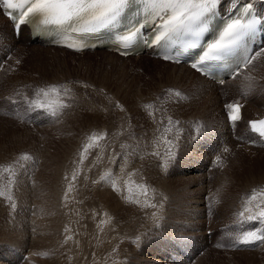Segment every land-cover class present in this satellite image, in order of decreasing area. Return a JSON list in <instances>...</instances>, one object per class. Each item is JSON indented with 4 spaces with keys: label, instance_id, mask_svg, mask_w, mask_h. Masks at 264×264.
I'll use <instances>...</instances> for the list:
<instances>
[{
    "label": "rangeland",
    "instance_id": "obj_1",
    "mask_svg": "<svg viewBox=\"0 0 264 264\" xmlns=\"http://www.w3.org/2000/svg\"><path fill=\"white\" fill-rule=\"evenodd\" d=\"M1 27L2 25L0 31ZM98 53L102 54H93L92 57L77 55L79 59L73 60L69 55L61 53L40 56L25 52V57H20L22 60L20 63L12 69L6 68L3 73L2 68L15 55L12 53L7 57V62L4 61L0 67V93L7 101L0 107V165L11 162L24 152L31 154L36 161L34 167L29 163L27 174L17 166L18 182L12 190L16 208L12 209L10 203L0 197V248L5 254L0 252L2 259L8 258L12 264H31L32 260H28V255L22 256L24 246H30L32 249L30 257L37 256L33 264H264V246L233 247L234 237L239 231L235 226L236 213L241 210L242 197H246L253 188L264 187V151L249 150L245 153L240 147L234 149L235 152L229 158L226 153L229 151L231 153L233 148L231 145L226 148L227 151L217 155L213 160V156L204 153L214 151L213 146L209 145L213 142L212 138H209L210 134L217 132L214 130L215 127L209 126L213 121L202 115V107L198 103L195 104L192 97L185 93L186 89L182 85L179 86L180 83L167 79L170 67H161L162 69L157 67L156 71L153 66L142 67L139 62H126L105 56L104 52ZM148 63L149 61L146 62L147 65ZM262 64L264 58L255 63L253 72ZM36 67L38 71L43 70L44 73L52 75L51 79L50 76H46L51 81L49 84L67 83L72 89L69 93L72 97L69 101L71 107L64 110L59 122H54L41 111H36L33 117L37 119L36 123L44 117L46 120L44 123L40 122V125L29 124L27 123L29 119L25 121V115L30 116V111H26L27 106L21 100H17L18 103L7 100L8 96L17 97L15 95L17 91L23 92L21 86L12 85L9 79L18 77L24 81L32 79L33 76L28 74ZM158 71H164L161 73L163 75ZM46 81L48 80L40 78L28 84L35 88L45 85ZM195 83L197 87L201 86L200 82ZM31 88L26 91L29 95ZM168 89L180 90L188 99L177 102ZM233 89L238 91L233 93L231 87L228 96L222 92V101L219 99V103L213 107L212 117L217 118L221 114L223 102L226 104L233 99L245 100L246 92H241L239 84L233 86ZM256 91L262 95L263 88H257ZM8 103L21 106L15 111L12 108L15 114L11 111L13 114L11 115L3 112L8 110ZM117 104L122 106L123 110ZM147 105H152V108H148ZM261 111H264V107ZM16 114L22 117V120L16 119L14 116ZM169 116L173 121L178 120L180 123L172 126L170 133H166L164 128L168 126ZM9 119H14V122ZM92 133H107V136L99 141L98 148L90 150L83 165L79 164L82 146L88 142V137ZM163 136L175 143L172 149L174 156L171 158L166 156L168 146L163 143L161 139ZM177 136L179 139H176ZM112 139L113 142L114 139L116 141L114 144H111ZM154 151H159L161 155L159 157L151 155ZM101 152L106 154L103 153L101 157L99 154ZM187 154L191 157L185 158L184 155ZM104 156L108 161L109 159L113 161V158L116 161L112 164L107 161L109 165H106V170ZM124 158H132L125 169L122 166ZM224 158L225 163L222 162ZM165 159H168L166 171L163 168ZM76 160L78 161L74 167L78 165L82 168L80 171L82 176L79 175L81 180L78 177L70 197L64 201L63 196L68 182L64 180L63 175L71 176L75 169L71 164ZM139 160L146 162L142 163ZM180 163L186 166L183 168L184 172L178 168L182 167ZM200 163H203L204 168L200 169ZM196 168L200 173L195 170ZM85 172H88V175ZM90 172L94 175L93 179L91 177L92 180ZM105 172H111L118 186L126 180L123 179L124 176L121 177L122 174L134 178L132 196L133 199L140 200V205L124 199V196L128 195L127 191L117 192L113 190L110 181H100V176ZM84 173V177L90 181L86 185L87 181L82 182ZM222 175H226V178L221 177ZM228 177L232 179L229 180ZM187 182H192V186L187 187ZM136 184L149 186L147 196L139 194ZM73 192L78 194L77 197ZM108 194H112L113 198H106ZM162 194L163 201L160 200ZM146 202L158 204L157 212L153 208L141 206ZM160 203L165 207L162 211L159 208ZM74 206L77 208L73 209ZM71 211L77 212L79 215L77 220L70 221ZM153 212L162 217L157 223L151 219L150 213ZM105 219L107 223L109 221L112 223V239L109 238L110 244L107 242L104 246L99 240L104 238L102 235L107 228L101 223L105 222ZM91 221L95 222L96 229L89 242L86 234ZM230 223L234 226L231 227ZM258 226H260L258 223L255 224V227ZM66 227L70 229L69 232H65ZM210 232L214 235L210 236ZM216 233L218 235L215 237ZM98 234L101 238L96 237ZM69 235L72 239L65 242ZM53 240L56 243H53ZM49 243L51 245H48ZM82 244L87 247L84 248ZM86 252H89V255Z\"/></svg>",
    "mask_w": 264,
    "mask_h": 264
},
{
    "label": "snow or ice",
    "instance_id": "obj_2",
    "mask_svg": "<svg viewBox=\"0 0 264 264\" xmlns=\"http://www.w3.org/2000/svg\"><path fill=\"white\" fill-rule=\"evenodd\" d=\"M220 4L221 0H0V10L6 11L9 18L15 22L16 28L27 25L36 31L57 36L60 38L59 42L62 47L76 52H82L85 48L91 47L85 40L86 36L100 33L103 30L116 29L131 11H136L138 14L144 13V19L151 20L155 17L158 20L153 23L150 39L143 43L148 47L158 49L159 53H162L159 56L160 59L180 63L176 53L182 56L188 50L199 47L200 55L191 64L193 69L207 77L211 67L234 62L232 77H235L242 70L248 69L259 56L264 55V48L255 52L249 51L248 42L257 29V19L249 14L229 18L222 24L216 25V13ZM144 27L142 22L132 24L121 35L122 43L117 48L121 55H127V50L133 46L134 42L142 39ZM205 36L207 38L203 39ZM244 79L251 81L252 77L245 76ZM218 82L222 84L223 80ZM26 87L31 88V86ZM248 87L251 85L249 84ZM71 91L67 83H54L31 88V95L20 91H17L15 95L27 106L26 111H41L54 122H59L64 110L71 107L69 103L72 99L69 95ZM167 91L177 102L188 99L180 90L168 89ZM7 100L15 103L12 96L7 97ZM117 106L123 110L122 106L118 104ZM147 107L152 108V105H147ZM224 108L231 126H236L243 120V105L239 102L226 103ZM149 115L153 114L149 113ZM17 119H22V117L17 115ZM179 123L178 120L173 121L169 116L168 126L164 128V132L170 133L172 126L179 125ZM247 127L255 137L251 142H259L264 146V119L248 121ZM106 136L107 133H92L88 137V142L82 146L78 163L82 164L90 150L98 148L99 141L105 139ZM161 139L168 146L166 156L173 157L174 141L166 136ZM176 139L179 137L177 136ZM225 151H227L226 148ZM151 155L159 157L161 154L159 151H154ZM29 163L34 167L36 161L31 154L24 152L11 162L0 165V185H2L0 197L8 201L12 209L16 208L12 190L18 182L17 166L27 174ZM167 167L168 159H165L163 163L165 171ZM79 175L80 169L77 167L70 177L67 174L64 176V180L68 182L63 196L64 201L68 200L69 193L73 191ZM100 180L110 181L113 190L121 191L116 179L112 178L111 172H105ZM133 183L135 182L125 181L128 195L124 196V199L140 205V200L133 199L132 196ZM135 187L140 195L147 196L148 185L136 184ZM141 206L153 209L158 207L156 203L147 202ZM159 208H163V203L159 204ZM236 216L239 231L234 237L233 247L264 246V187L253 188L246 197H242L241 210L236 213ZM161 218L156 212L151 214L154 223ZM254 221L260 226L245 227L247 223ZM69 231L70 229L66 227L65 232ZM71 239L72 236L69 235L65 242Z\"/></svg>",
    "mask_w": 264,
    "mask_h": 264
},
{
    "label": "bare ground",
    "instance_id": "obj_3",
    "mask_svg": "<svg viewBox=\"0 0 264 264\" xmlns=\"http://www.w3.org/2000/svg\"><path fill=\"white\" fill-rule=\"evenodd\" d=\"M244 2V3H248V4H250V5H252L257 11H258V13H259V15L264 19V1H261V0H224V3H225V7L223 8V11H224V14H226V13H228L229 11H230V8L235 4V3H237V2ZM0 25H2V27H1V31H0V67H2V63L4 62V61H6L7 62V57L10 55V54H12V53H15V55H13V58L10 60V61H8V63H6V65H5V67L4 68H2L3 69V73H4V71L6 70V68H11L12 69V67L13 66H15L16 64H17V61H19V63L22 61V60H20V57H25V52H28L30 55L31 54H36V55H40L41 56V54H51V53H61L62 55H69L70 56V58L71 59H75V58H78V56L77 55H85V57H92L91 55H93V54H95V55H97V54H102V53H98V52H104L103 54H105V56H110V57H113V58H117V59H119V60H122V61H126V62H129V61H131V62H139L140 64H141V66L143 67V65L144 66H148V67H151L152 68V66L154 67L153 69L154 70H156V68L157 67H162V68H166V67H170L171 68V70L169 71V73H168V75H166V77H167V79H170L171 81H175V83H180L179 84V86L180 85H182L183 87H184V89H186V90H184V91H186L185 93H187V95H190L189 97H192V99L194 100V102H195V104L196 103H198L199 104V106H201L202 107V115H205V117H208V119H211L213 122H210L209 123V126L211 127H215V129L214 130H217V132H213V134H210V137L209 138H212V143H210L209 145H212L213 146V148H214V151H204V153L206 154V155H210L211 157L213 156V160H215V158H216V156L217 155H220V154H222V153H224L225 152V148H227V147H229V146H231V145H233L232 147V149H231V153H230V151L228 152V153H226V156H232L233 155V153L235 152V150L234 149H236V148H240L241 147V150H243V151H245V153L246 152H248L249 150H256V151H264V146H262L259 142H257V143H252L251 141H252V139H250V138H247V137H245V136H242V137H240L239 138V140H236V139H233V136H234V134H233V132L230 130V127H229V125H228V121H227V117H226V114H225V108H224V105H225V103L223 102L222 103V112H221V114L220 115H218V117L217 118H215V117H212L211 116V113H212V111L214 110L213 109V107H215V105L216 104H218L219 103V99H220V101H222V96H223V93L222 92H224L225 93V95L226 96H228V95H230V93H229V91H231V87H232V91H233V93L234 92H237L238 90L236 89H233V86L235 87L237 84H239V86H240V89H241V92L243 93V91L244 92H246V95H245V100H243V101H240V100H231L230 102H239V103H241L242 105H243V108H242V110L244 111L243 112V114H244V117H243V119H244V121L242 122L243 124H239V127H241V126H247V122L249 121V120H257V119H260V118H264V111L262 112L261 111V108L262 107H264V97L262 96V95H259L258 94V92L256 91V89L258 88H260V87H264V64H262V66L261 67H259L258 68V70L257 71H254L253 72V70H254V68H255V66H253L252 67V69L249 71L248 70V73L247 72H245V73H243V74H241L240 76H238L236 79H234V80H231V81H228L224 86H221V85H218L217 84V82L215 81V80H213V79H207V78H205V77H202L201 75H199V74H197L196 72H194L193 70H191L189 67H187L186 65H175V64H171V63H166V62H163V61H160V60H158V59H154L153 58V56H152V52H149V53H145L144 52V54L142 55V56H136V57H128V58H123V57H120L119 55H117V54H114V52L113 51H111V50H107V49H104V50H100V49H95V50H92V51H86V52H82V53H72V52H69V51H67V50H65V49H62V48H58L55 44H53V43H51V42H46V41H43V40H41V39H39V38H32V35H31V33L28 31V29L27 28H25V27H23L22 28V32H21V35L19 36V37H17L16 35H15V33H14V30H13V26L11 25V23H10V21L4 16V14H3V10H0ZM37 46H39V47H41V48H43V49H46V50H42V49H37L38 47ZM262 47H264V45H262ZM257 49H261V48H257ZM17 50H19L20 52H17ZM52 55V54H51ZM94 56V55H93ZM37 57H39V56H37ZM264 58V55H261V56H259L258 57V60L260 59V60H262ZM79 59V58H78ZM43 60V59H42ZM41 60V61H42ZM48 60V59H47ZM257 60V61H258ZM147 61H149V63H148V65L146 64V62ZM256 61V62H257ZM46 62V61H45ZM48 62V61H47ZM44 64V63H43ZM46 65V64H45ZM140 66V67H141ZM161 68V69H162ZM39 69L36 67V69L35 70H33V71H31V73H29L28 75L29 76H33V78L32 79H28V80H26V81H24V79L22 80V79H20L19 77L18 78H15V79H13V80H10L9 79V82L12 84V85H14V86H21L22 88V91L24 92L25 91V93H26V91L27 90H29V88L28 87H26V86H28L29 84L28 83H34L35 81H37L38 79H40V78H44V79H47L48 81H46L45 83L46 84H49V83H51V81H49L51 78H52V75L50 76V75H48L47 73H44L43 72V70L42 71H38ZM160 70V69H159ZM164 70V69H163ZM157 71V70H156ZM159 72V74H161V73H164V71L163 72H161V71H158ZM58 73V72H57ZM251 73H253L252 74V80L251 81H244L245 79H244V77L245 76H247V75H249V74H251ZM14 74H17L16 72H14ZM35 74V75H34ZM166 74V73H165ZM37 75V76H36ZM161 75H163V74H161ZM46 76H50V79L48 78V77H46ZM103 76V75H102ZM57 77V76H56ZM55 77V78H56ZM54 77H53V79H55ZM58 78V77H57ZM61 78V77H60ZM66 78V77H65ZM52 79V80H53ZM61 80V79H60ZM168 81V80H167ZM196 81H198V82H200L201 83V86L200 87H197L196 86ZM53 82V81H52ZM251 85V87H248V85L249 84ZM260 83H262V85H260ZM31 85V84H30ZM29 85V86H30ZM13 87V86H12ZM32 87H34V86H32ZM25 90H24V89ZM12 90V89H11ZM140 91V90H139ZM148 91V90H147ZM263 92V91H262ZM7 95H9V94H7ZM255 95V96H254ZM5 97H6V95H5ZM9 97V96H8ZM13 97V100L14 101H16L17 103H18V101L17 100H20L19 99V97L17 96V97H15V96H12ZM251 100V101H250ZM255 100H256V102L257 103H255ZM230 102H227V103H230ZM7 103V101L3 98V94H1L0 93V107H2V106H4V104H6ZM193 104V103H192ZM8 105H9V108H8V110L6 111V110H2L3 112H6V113H9V114H11V111H12V108L14 109V111L18 108V107H20L21 105L19 104H16V105H13V104H10V103H8ZM185 106V105H184ZM189 106H191V104H189ZM194 106V105H193ZM183 107V106H182ZM186 107V106H185ZM198 107V106H197ZM200 107V108H201ZM184 108V107H183ZM199 108V107H198ZM21 109V108H20ZM260 109V110H259ZM14 111H12V112H14ZM20 111V110H19ZM196 111H198V110H196ZM261 112L260 114H257V112ZM13 114H15V112L13 113ZM13 114H11V115H13ZM246 114V115H245ZM21 115H23V113L21 114ZM15 117H16V119H17V114L16 115H14ZM9 117H10V115H9ZM43 117V116H42ZM69 117V116H68ZM105 117V116H104ZM103 117V118H104ZM15 119V118H14ZM14 119H9L11 122H14ZM26 119H29L30 121H26ZM105 119V118H104ZM104 119H103V121H104ZM22 120V119H21ZM36 120L37 119H35V118H33V117H31V116H27V115H25V121L27 122V123H29V124H33L34 125V123L35 124H39L40 122H42V123H44V121L46 120L45 119V117L44 118H42L40 121H38L37 123H36ZM103 121H100V122H103ZM16 123V122H15ZM40 125V124H39ZM52 130V129H51ZM239 132L240 133H242V134H244V132H242V131H240L239 130ZM239 136H240V134H238ZM252 135V134H251ZM119 137V136H118ZM248 137H249V135H248ZM252 137H254V135H252ZM117 138V137H116ZM115 138V139H116ZM115 139H114V142H116L115 141ZM112 142H113V139H112ZM114 142L113 143H111V144H114ZM185 143V142H184ZM183 143V144H184ZM115 146V145H114ZM112 148H114L113 146H111ZM116 147V146H115ZM112 148H111V150H112ZM108 149H110V146L108 147ZM110 150V151H111ZM107 152H108V150H107ZM114 152V151H113ZM117 152V151H116ZM241 152V151H240ZM106 154L105 152H101V153H99L100 154V156L102 157V155H104V154ZM114 154H115V152H114ZM95 155V154H94ZM96 155H98V154H96ZM95 155V156H96ZM108 155V154H107ZM106 155V156H107ZM115 155H117V153L115 154ZM248 155V154H247ZM99 156V155H98ZM99 156V157H100ZM108 157V156H107ZM106 157V158H107ZM184 157L185 158H188V157H191L189 154H187V155H184ZM243 157V156H242ZM104 158H105V156H104ZM106 158H105V160L104 161H108V160H106ZM230 158V157H229ZM77 159V158H76ZM99 159V158H98ZM103 159V158H102ZM112 159V158H111ZM100 160H101V158H100ZM113 161H110V159H109V163H113V162H115L116 163V161L114 160V158L112 159ZM212 160V161H213ZM224 161H222L223 163H225L226 162V159L224 158L223 159ZM78 160H76V162H77ZM87 161V160H86ZM86 161H85V163H86ZM92 161H93V159H92ZM132 161V158H124V161H123V164H122V166H124V169H125V167L126 166H128L129 165V163ZM140 161V160H139ZM138 161V162H139ZM144 161V160H143ZM232 161V160H231ZM75 162V161H74ZM74 162H72V163H74ZM84 162V161H83ZM102 162V161H101ZM106 162H104L105 164H104V166H105V170H106V165H109L108 164V162L106 163ZM140 162H142V161H140ZM146 161H144V162H142V163H145ZM213 162H215V161H213ZM84 163V164H85ZM93 163V162H92ZM114 163V164H115ZM182 163V162H181ZM179 164L180 166H182V167H178L180 170H182L183 172H184V167H186L185 166V164ZM69 164H70V162H69ZM102 164V163H101ZM110 164V165H111ZM118 164V163H117ZM116 164V165H117ZM147 164V163H146ZM145 164V165H146ZM222 164V163H221ZM71 165H73V167H74V165H75V163L74 164H71ZM77 165V164H76ZM82 165H83V163H82ZM150 165V164H149ZM199 165H201L200 167V169H202V168H204V166H203V163H200ZM85 166V165H84ZM89 166H91V165H89ZM93 166V165H92ZM147 166H148V164H147ZM213 166V165H212ZM238 166V165H237ZM77 167H78V165H77ZM77 167H74V168H77ZM86 167V166H85ZM102 167H103V165H102ZM107 167H109L110 168V166H107ZM224 167V166H223ZM89 168H92V167H89ZM88 168V169H89ZM112 169H113V167H111ZM79 169H80V171H81V169L82 168H80L79 167ZM63 170V169H62ZM68 170H69V168H68ZM101 170H104V169H102L101 168ZM195 170H197V168L195 169ZM92 171V170H91ZM107 171H108V168H107ZM110 171V170H109ZM144 171V170H143ZM200 170L198 169L197 170V172L198 173H200L199 172ZM66 172V171H65ZM69 172V171H68ZM89 172V171H88ZM88 172H85L87 175H88ZM93 172V171H92ZM114 172V171H113ZM122 172V171H121ZM85 173L83 174V177L85 176ZM64 173H62V175H63ZM70 174V173H69ZM81 174V176H82V172L80 173ZM90 174H91V172H90ZM102 174H103V172H102ZM120 174V173H119ZM138 174H140V173H138ZM146 174V173H145ZM66 175V174H65ZM101 175V174H100ZM99 175V176H100ZM121 175V174H120ZM119 175V176H120ZM92 176H94V175H90V180H92L94 177H92ZM102 176V175H101ZM100 176V177H101ZM124 176V177H123ZM159 176V175H158ZM171 176V175H170ZM226 176V175H225ZM225 176H221V177H224V178H226ZM63 177H64V175H63ZM70 177V176H69ZM87 177V176H86ZM91 177H92V179H91ZM121 177H123V179L124 178H126V180H123V182H121L120 183V189H121V191H123V193L124 192H126L127 191V187H126V184H125V181H128V182H132V179H134V178H130L127 174H122V176ZM120 177V178H121ZM138 177V176H137ZM145 177V176H144ZM175 177V176H174ZM178 177V176H177ZM80 178V177H79ZM78 178V179H79ZM85 178V177H84ZM82 179V182H86L87 181V178H85V179ZM99 178V177H98ZM229 178V180L230 179H232V178H230V177H228ZM227 178V179H228ZM100 179V178H99ZM114 179H115V177H114ZM119 179V178H118ZM222 179V178H221ZM80 180H81V178H80ZM83 180H85V181H83ZM95 180H96V178H95ZM121 180V179H120ZM219 180V179H218ZM224 180V179H223ZM89 181V180H88ZM86 182L85 183V185L86 184H88L89 182ZM101 181V180H100ZM194 181V180H193ZM79 182V181H78ZM92 182V181H91ZM222 182V181H221ZM224 182L226 183V181L224 180ZM229 182V181H228ZM227 182V183H228ZM77 183V182H76ZM80 183V185H81V182H79ZM93 183V182H92ZM100 183V182H99ZM105 183V182H104ZM103 183V184H104ZM188 184H187V187H190V186H192V182H187ZM107 184V183H106ZM222 184H224L223 182H222ZM185 185H186V183H185ZM193 185H195V183H193ZM218 185H219V183H218ZM256 185V184H255ZM76 186V185H75ZM77 186H79V184L77 185ZM89 186H90V184H89ZM224 186V185H223ZM243 186V185H242ZM85 186H83V188H84ZM77 188V187H76ZM194 188V187H193ZM197 188V187H196ZM74 189V188H73ZM185 189H186V187H185ZM197 189H199V187L197 188ZM222 189V188H221ZM79 190V189H78ZM120 191V192H121ZM192 191V190H191ZM79 192H81L80 190H79ZM78 191H77V193H79ZM108 191H106V193H107ZM156 192V191H155ZM74 193V192H73ZM122 193V192H121ZM159 193H162V192H159ZM63 194V193H62ZM75 194V193H74ZM98 194V193H97ZM167 194V193H166ZM166 194H164V196L166 195ZM69 195H71V193L69 194ZM73 195V194H72ZM76 195V194H75ZM75 195H73V196H75ZM78 195V194H77ZM77 195H76V197H77ZM112 194H108V196L106 195V198H113V196H111ZM126 195V194H125ZM156 195H158V194H156ZM156 195H155V197H156ZM117 196V195H116ZM159 196V195H158ZM70 197V196H69ZM75 197V198H76ZM115 197V196H114ZM162 197H163V194L161 195V199L160 200H162ZM61 198V197H60ZM109 198V199H110ZM119 198V197H118ZM141 198V197H140ZM160 198V197H159ZM168 198V197H167ZM156 199V198H155ZM164 200L166 199L165 197L163 198ZM191 199V198H190ZM76 200V199H75ZM169 200V199H168ZM232 200V199H231ZM106 201V200H105ZM156 201H158V200H156ZM163 201V200H162ZM77 202V201H76ZM103 202H104V200H103ZM71 203H73V202H71ZM184 203V202H183ZM99 203H97V205H98ZM104 204V203H103ZM74 205V204H73ZM93 205V204H92ZM158 205V204H157ZM70 206V205H69ZM75 206H77V204H75ZM73 207V209L74 208H77V207ZM91 206V205H90ZM94 206V205H93ZM98 206H100V205H98ZM164 206V205H163ZM67 207V206H66ZM95 207V206H94ZM101 207V206H100ZM229 207V206H228ZM163 208H165V207H163ZM163 208H161V211H162V209ZM67 209V208H66ZM69 209V208H68ZM67 209V210H68ZM72 209V210H73ZM94 208H92V210H93ZM96 209H97V207H96ZM102 209H103V205H102ZM101 209V210H102ZM185 209V208H184ZM105 209H103L102 211H104ZM153 210V209H152ZM155 211L157 210V209H154ZM74 211V210H73ZM149 211H151V210H149ZM148 211V212H149ZM164 211V210H163ZM72 212V211H71ZM77 212H78V210H77ZM77 212H72L71 214H70V221H75V220H77V218L79 217V215L77 214ZM92 212H94V211H92ZM157 212V211H156ZM158 212H160V210L158 211ZM172 212H173V210H172ZM93 214V213H92ZM95 214V213H94ZM151 214L152 213H150V216H151ZM174 214V213H173ZM172 214V215H173ZM168 217V216H167ZM96 218V217H95ZM99 218V217H98ZM149 218V217H148ZM109 220V219H108ZM200 220V219H199ZM198 220V221H199ZM94 221V220H93ZM93 221H91V223H90V226L88 227L87 226V230H88V233H90V234H86V236H88V237H86V238H88V241L89 240H91V239H89L90 237H91V235L92 234H94V230L96 229V225H95V222H93ZM105 222H103L104 223V225L105 226H107V228L106 229H104L105 231H104V233H103V237L104 238H101V236L98 234L96 237H98V238H101L102 239V241H100L98 238V240H99V242H102L103 244H104V246H105V244L109 241V238L110 239H112L111 238V232H112V223L109 225V222L107 223V219H105L104 220ZM149 221V220H148ZM147 221V223H149ZM153 221V220H152ZM66 223V222H65ZM74 223V222H73ZM96 223H98V222H96ZM150 224V223H149ZM229 224V223H228ZM231 224V223H230ZM255 224H257V223H253V224H249V225H245L246 227H249V228H252V227H255ZM104 225L102 226V227H104ZM158 225V224H157ZM175 225V224H174ZM232 225L233 224H231V227H232ZM237 225V224H236ZM221 226V225H220ZM79 227V226H78ZM91 227V228H90ZM259 227V226H258ZM78 229V228H77ZM100 229H102V228H100ZM110 229V230H109ZM220 230V229H219ZM80 231H81V229H80ZM85 231V230H84ZM210 231V230H209ZM79 233V232H78ZM209 235L210 236H213L214 235V233L213 232H210L209 233ZM218 235V233H216V235H215V237ZM84 237V236H83ZM96 237H94V238H96ZM82 238V237H81ZM136 238V237H135ZM207 239H208V236H207ZM35 240V239H34ZM79 240V239H78ZM209 240V239H208ZM54 241V240H53ZM53 241H51V242H53ZM81 241V240H80ZM79 241V242H80ZM88 241H87V243H88ZM94 241V240H93ZM85 242H86V240H85ZM90 242V241H89ZM92 242V241H91ZM98 242V241H97ZM114 242V241H113ZM53 243H56L55 241L53 242ZM81 243H83V241L81 242ZM81 243H79V244H81ZM109 243V242H108ZM34 244V243H33ZM99 245H100V243H98ZM110 244V243H109ZM48 245H51L50 243L48 244ZM58 245V244H57ZM66 245H67V243H66ZM73 245V244H72ZM83 245V247L84 248H86L85 247V245L84 244H82ZM91 245V244H90ZM94 245V244H93ZM95 245H97V243L95 244ZM94 245V246H95ZM55 246H56V244H55ZM61 246V245H60ZM81 246V245H80ZM93 246V247H94ZM107 246H108V244H107ZM50 247H53V246H50ZM72 247V246H71ZM70 247V248H71ZM77 247V246H76ZM96 247V246H95ZM31 247L29 246H24V250H23V252H22V256H24L25 254L26 255H28V260L29 261H31L32 263L31 264H33V263H35L36 261H35V259H36V255L33 257V258H31L30 257V255H31V252H32V249H30ZM34 248V247H33ZM74 248V247H73ZM90 248H92L91 246H90ZM89 248V249H90ZM77 249V248H76ZM79 249V248H78ZM83 249V248H82ZM82 249H80V250H82ZM93 249V248H92ZM99 249V248H98ZM74 250V249H73ZM84 250H86V249H84ZM83 250V251H84ZM87 250H88V248H87ZM96 250V249H95ZM79 251V250H78ZM0 252H1V254H3V255H5L4 253H3V250H2V248H0ZM69 252H71L70 250H69ZM74 252V251H73ZM80 252V251H79ZM85 252V251H84ZM90 252V251H89ZM88 252V253H89ZM61 253V252H60ZM72 253V252H71ZM83 253V252H82ZM87 253V252H86ZM87 253V254H88ZM93 253V252H92ZM97 253V252H96ZM24 254V255H23ZM34 254V253H33ZM66 254V253H65ZM90 254H91V252H90ZM62 255V254H61ZM84 255H86V254H84ZM89 255V254H88ZM94 255V254H93ZM2 256V255H1ZM0 256V264H12L11 263V261L8 259V258H5V260L4 259H2V257ZM69 256H71V255H69ZM68 256V257H69ZM83 256V255H82ZM25 257V256H24ZM39 257V256H38ZM65 257V256H64ZM72 257V256H71ZM79 257H81V255L79 256ZM84 257H87V256H84ZM92 257V256H91ZM31 259V260H30ZM74 259H77V258H75L74 257ZM79 259V258H78ZM86 259V258H85ZM63 260V259H62ZM84 259H82V261H83ZM86 260H88V259H86ZM38 261V260H37ZM79 260H77V262H78ZM85 261V260H84ZM71 262V259H70V261H69V263ZM106 262V261H105ZM60 263V262H59ZM74 263V262H73ZM76 263V262H75ZM77 264V263H76Z\"/></svg>",
    "mask_w": 264,
    "mask_h": 264
}]
</instances>
